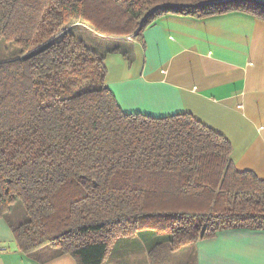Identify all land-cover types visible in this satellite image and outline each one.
Segmentation results:
<instances>
[{
  "label": "trees",
  "instance_id": "1",
  "mask_svg": "<svg viewBox=\"0 0 264 264\" xmlns=\"http://www.w3.org/2000/svg\"><path fill=\"white\" fill-rule=\"evenodd\" d=\"M229 12L264 22V0H0V40L18 47L0 59V216L21 253L102 264L150 230L149 264H168L218 230L264 229V181L234 168L228 140L188 113L122 112L105 84L116 49L66 31L136 38L162 15Z\"/></svg>",
  "mask_w": 264,
  "mask_h": 264
},
{
  "label": "crops",
  "instance_id": "2",
  "mask_svg": "<svg viewBox=\"0 0 264 264\" xmlns=\"http://www.w3.org/2000/svg\"><path fill=\"white\" fill-rule=\"evenodd\" d=\"M92 35L98 48L116 49L104 56L105 84L122 112L188 113L228 140L234 168L264 181V22L240 12L205 18L166 14L136 38ZM139 235L121 239L119 247L140 241L141 264H149L146 250L154 237ZM113 248L102 264L113 260ZM0 264L77 262L49 246L21 253L0 216ZM168 264H264V229L218 230L171 252Z\"/></svg>",
  "mask_w": 264,
  "mask_h": 264
},
{
  "label": "rangeland",
  "instance_id": "3",
  "mask_svg": "<svg viewBox=\"0 0 264 264\" xmlns=\"http://www.w3.org/2000/svg\"><path fill=\"white\" fill-rule=\"evenodd\" d=\"M79 25H76L78 24ZM75 23L73 25L68 26L67 28V32L71 31L76 33V35L78 37H80L81 39H83L86 44H88L89 46L93 47V48H97L96 47V42L93 40V36L92 35V31L88 28V26H86L85 24H82L80 22ZM113 38H121V37H116L114 36ZM18 47L14 44H11L9 42H6L4 40H0V59H5L6 57H9L11 55H13V53H15L17 51ZM103 49V48H102ZM11 213H10V218L13 221H22L24 219V212H23V207L22 204L19 201L14 202V204L11 207ZM145 235H149L152 234L150 233V230H144L142 231V234ZM143 238V237H142ZM161 240L162 237L159 236ZM146 240V239H145ZM139 241V240H138ZM146 242H148L146 240ZM140 245L138 244L137 241L133 242L132 244L128 245V246H123V247H119L120 242L117 244V246L115 248H113V260H109L107 261L105 264H124V262L127 261H131V264H141L144 262V255H143V249H142V243L139 241ZM132 250V252H136L132 257L130 255V253L126 254L123 253L126 250ZM120 250V251H118ZM119 252H121L122 254L119 255ZM125 264H130L125 263Z\"/></svg>",
  "mask_w": 264,
  "mask_h": 264
}]
</instances>
